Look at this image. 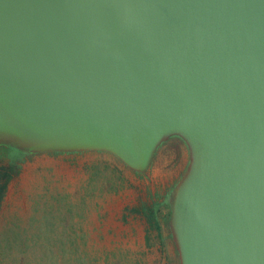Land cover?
<instances>
[{
  "label": "water",
  "instance_id": "95a60500",
  "mask_svg": "<svg viewBox=\"0 0 264 264\" xmlns=\"http://www.w3.org/2000/svg\"><path fill=\"white\" fill-rule=\"evenodd\" d=\"M179 137V264H264V0H0V145L145 173Z\"/></svg>",
  "mask_w": 264,
  "mask_h": 264
},
{
  "label": "rangeland",
  "instance_id": "374dc122",
  "mask_svg": "<svg viewBox=\"0 0 264 264\" xmlns=\"http://www.w3.org/2000/svg\"><path fill=\"white\" fill-rule=\"evenodd\" d=\"M29 156L8 184L0 214L18 217L26 225L33 216L34 202H43L53 195L66 196L67 203L82 214L81 218L73 216L70 222L76 237L64 241V246L55 240L47 245L49 248L42 246L43 259L33 258L34 264H179L173 241L170 238L169 244L165 237L169 233V206L162 209V238L149 230L139 214L132 212L156 187L170 194L183 175L188 152L179 137H171L158 147L145 173L134 172L113 155L101 151ZM113 159L119 162L120 181L117 188L103 191L100 180H89L92 167L97 165L111 176V170L104 168L112 167ZM90 190H94L93 195L86 196ZM62 250L66 251L65 256Z\"/></svg>",
  "mask_w": 264,
  "mask_h": 264
},
{
  "label": "trees",
  "instance_id": "16d2710c",
  "mask_svg": "<svg viewBox=\"0 0 264 264\" xmlns=\"http://www.w3.org/2000/svg\"><path fill=\"white\" fill-rule=\"evenodd\" d=\"M29 155L21 153L14 147L0 145V213L7 186L19 174L23 163L30 158ZM110 164L112 167H105L104 170L110 169L111 176L103 173L97 165L92 167L89 180H96L97 183L100 180L103 191L117 188L120 181L118 180L119 162L113 159ZM123 169L125 167L121 168L122 171ZM93 193L94 190L87 191L86 196H92ZM66 198V196L53 195L44 198L43 202H34L33 216L26 225H22L18 217L0 214V264H34L33 258L37 257L38 261L43 259L42 246L49 248L47 245L52 240L64 246V241L75 235L73 229L70 230L73 216L82 217L74 206L67 203ZM167 205L168 193L156 187L152 192H148L145 201L132 209V212L139 214L149 230H153L158 238H162V225L165 217L162 209ZM57 225H61V230ZM165 237L167 243L170 244V232L165 233ZM40 240H45V242H39ZM65 253L66 251L62 250V255ZM36 264H41V262Z\"/></svg>",
  "mask_w": 264,
  "mask_h": 264
}]
</instances>
